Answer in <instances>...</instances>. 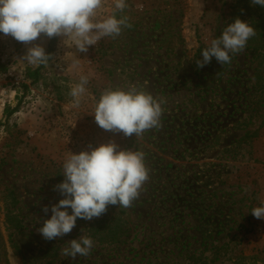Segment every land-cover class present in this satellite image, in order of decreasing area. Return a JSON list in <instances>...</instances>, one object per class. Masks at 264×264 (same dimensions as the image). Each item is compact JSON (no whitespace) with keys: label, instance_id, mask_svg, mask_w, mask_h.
I'll return each instance as SVG.
<instances>
[{"label":"rangeland","instance_id":"374dc122","mask_svg":"<svg viewBox=\"0 0 264 264\" xmlns=\"http://www.w3.org/2000/svg\"><path fill=\"white\" fill-rule=\"evenodd\" d=\"M126 3L116 15L131 27L87 53L55 37L36 81L37 66L22 59L30 45L0 33V264H264V219L251 213L264 201V30L261 55L245 47L230 53V63L213 57L201 68L202 51L241 17L243 0ZM113 7L105 0L98 15ZM49 41L42 35L33 43L46 50ZM64 55L78 60L71 71ZM81 75L88 84L77 107L69 85ZM130 86L163 100L159 127L139 137L105 131L90 114L105 89ZM109 141L142 152L149 169L138 198L123 208L128 234L104 242L79 221L44 239L38 229L64 198L53 190L64 179L63 161ZM6 208L20 230L7 224ZM82 234L93 240L90 254L62 257L66 242Z\"/></svg>","mask_w":264,"mask_h":264},{"label":"clouds","instance_id":"9594fccd","mask_svg":"<svg viewBox=\"0 0 264 264\" xmlns=\"http://www.w3.org/2000/svg\"><path fill=\"white\" fill-rule=\"evenodd\" d=\"M251 3L264 7V0H251ZM104 4L105 0H0V33L30 45L22 57L27 64L47 65L53 58L52 54L46 52L42 45L33 43L42 35L63 37L65 45L87 53L89 47L100 39L116 38L122 27H131L126 16L117 18L116 15L126 9V0H112V13L100 17L98 13ZM255 35L256 31L248 21L235 18L202 51L203 58L196 61L197 66L202 68L213 57L221 65L230 63V53L242 52L248 40ZM61 58L68 62L69 71L78 64L76 57L64 55ZM87 84L88 77L81 75L78 83L69 85L74 106H79ZM162 103L163 100L158 101L135 86L127 89L109 87L100 94L90 114H94L96 124L105 131L139 137L159 127ZM62 173L63 181L54 185L53 190L59 191L64 198L51 206V217L45 219L38 229L46 240L70 233L77 218L92 220L100 217L109 205L130 208L149 179L144 154L118 149L112 141L95 147L90 144L80 152L71 151L63 161ZM43 211L47 213L48 206ZM251 213L257 219H264V201ZM66 244L60 254L73 259L78 255L88 256L93 248V240L85 234Z\"/></svg>","mask_w":264,"mask_h":264},{"label":"trees","instance_id":"16d2710c","mask_svg":"<svg viewBox=\"0 0 264 264\" xmlns=\"http://www.w3.org/2000/svg\"><path fill=\"white\" fill-rule=\"evenodd\" d=\"M246 3V0H243V4L239 7L238 16L242 14L240 19L248 21L256 31V35L248 40L246 48L250 49L253 54L261 55V50L257 42L263 39L264 15L254 10L252 6H246ZM258 6L262 7L260 5ZM241 7H244L243 11L240 10ZM54 41L55 37L50 38L48 47L45 50L46 52H51ZM39 70V66L32 70L31 75L33 76V81L37 80ZM124 213L125 211L122 207L109 205L107 211L100 217L95 218L92 222H86L85 219L77 218L76 223L79 221L85 222L88 225V230L92 231V235H98L104 242L111 241V243H118L128 234L127 220L123 216ZM5 220L15 230L22 228V223L18 219L17 213H14L10 208H6Z\"/></svg>","mask_w":264,"mask_h":264},{"label":"built area","instance_id":"2783aa9c","mask_svg":"<svg viewBox=\"0 0 264 264\" xmlns=\"http://www.w3.org/2000/svg\"><path fill=\"white\" fill-rule=\"evenodd\" d=\"M0 61L3 63V61H4V58H3V57H1V58H0Z\"/></svg>","mask_w":264,"mask_h":264}]
</instances>
